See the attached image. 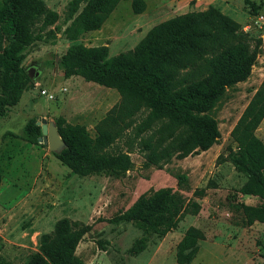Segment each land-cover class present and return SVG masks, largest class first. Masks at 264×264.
<instances>
[{"label":"rangeland","instance_id":"rangeland-1","mask_svg":"<svg viewBox=\"0 0 264 264\" xmlns=\"http://www.w3.org/2000/svg\"><path fill=\"white\" fill-rule=\"evenodd\" d=\"M42 1L58 18L41 39L23 47L20 64L33 78L18 101L0 116V263L25 264L38 250L39 237L52 232L63 218L71 228H84L74 248V255L83 264H176L175 248L188 226L203 234L189 264L263 261L264 224L242 226L234 210L237 202L257 205L261 200L238 192L246 177L233 168L226 154L248 137L245 131L236 138L230 132L264 77V0H142L139 12L132 10L130 0H121L98 29L73 40L85 46L106 45L109 57L132 49L160 21L211 6L213 13L222 14L225 23L243 34L242 42L249 48L259 41L260 51L249 75L227 88L215 105L219 137L210 147L179 157L177 150L185 146L187 138L177 134L173 140H165L160 133L162 122L137 130L146 114L138 110L132 119L119 122L117 137L105 149L108 154H126L129 159L127 169L117 175L72 173L55 157L62 147L52 150L23 137L25 123L40 118L50 124L58 118L81 124L95 136L96 123L119 99L113 88L78 75H62L59 59L71 44L63 34L70 21H65L69 0ZM41 89L53 98L41 94ZM109 94L116 99L109 100ZM254 134L264 143V117ZM165 149H173L169 158L157 164L148 161L153 152ZM165 187L197 202L198 211L185 212L176 227L161 236L130 222L113 221L138 198H151ZM198 188H203L200 197L193 194Z\"/></svg>","mask_w":264,"mask_h":264},{"label":"trees","instance_id":"trees-1","mask_svg":"<svg viewBox=\"0 0 264 264\" xmlns=\"http://www.w3.org/2000/svg\"><path fill=\"white\" fill-rule=\"evenodd\" d=\"M119 1L69 0L65 8V21H70L63 34L71 44L59 59L62 75H78L113 88L119 94L118 101L96 123L95 136L81 124H71L61 118L55 120L56 131L64 144L55 157L78 175H117L127 169L126 154L112 155L105 149L117 137L119 122L132 119L138 110L146 114L137 130L162 122L160 133L165 140L177 134L187 138L185 146L177 150L179 157L195 149L206 150L219 137L213 116L215 105L227 88L249 75L250 66L260 51L259 41L249 48L242 42L243 34L231 23H225L222 14L213 13L211 6L154 24L132 49L109 57L106 45L85 46L73 42L81 34L98 29ZM130 2L134 12L144 6L142 0ZM38 18H41L39 25ZM57 18V13L47 9L42 0L0 3V116L18 101L30 83L20 64L23 47L41 39L44 30ZM263 117L264 77L230 132L236 138L245 131L248 137L236 150L226 154L233 168L246 177L238 192L261 200L257 205L234 204L242 226L253 222L264 224V143L254 134ZM38 136L40 127L34 119L28 120L23 128L24 139L36 143ZM172 153L173 149L153 152L148 161L157 164ZM193 194L200 197L203 188L195 189ZM198 209L197 202L186 200L165 187L151 198H138L113 221L130 222L144 232L161 236L176 227L185 212L194 214ZM83 232L84 228H71L67 219H60L52 232L39 237L38 250L25 264H83L74 255ZM202 238L198 228L188 226L175 248L176 264H189ZM262 250L263 261L259 264H264V240Z\"/></svg>","mask_w":264,"mask_h":264},{"label":"water","instance_id":"water-1","mask_svg":"<svg viewBox=\"0 0 264 264\" xmlns=\"http://www.w3.org/2000/svg\"><path fill=\"white\" fill-rule=\"evenodd\" d=\"M26 73L28 78H33L30 70H27ZM34 123L40 127V136L37 137V142L47 145V147L52 150H55L58 147H64L63 141L58 135L54 124L47 123L44 118H40Z\"/></svg>","mask_w":264,"mask_h":264},{"label":"built area","instance_id":"built-area-1","mask_svg":"<svg viewBox=\"0 0 264 264\" xmlns=\"http://www.w3.org/2000/svg\"><path fill=\"white\" fill-rule=\"evenodd\" d=\"M40 93L43 94L44 96H46L49 99H52L53 98V95L50 94V93H47L44 89H41L40 90Z\"/></svg>","mask_w":264,"mask_h":264},{"label":"crops","instance_id":"crops-1","mask_svg":"<svg viewBox=\"0 0 264 264\" xmlns=\"http://www.w3.org/2000/svg\"><path fill=\"white\" fill-rule=\"evenodd\" d=\"M116 95H114V94H109V100H111V99H116Z\"/></svg>","mask_w":264,"mask_h":264}]
</instances>
